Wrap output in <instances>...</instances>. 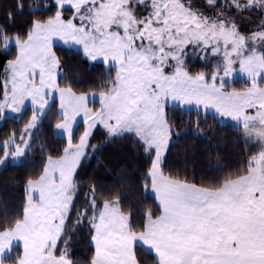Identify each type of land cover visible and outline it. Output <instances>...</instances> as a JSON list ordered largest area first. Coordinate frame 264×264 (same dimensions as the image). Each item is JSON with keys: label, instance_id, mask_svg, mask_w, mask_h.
Returning a JSON list of instances; mask_svg holds the SVG:
<instances>
[{"label": "snow or ice", "instance_id": "1", "mask_svg": "<svg viewBox=\"0 0 264 264\" xmlns=\"http://www.w3.org/2000/svg\"><path fill=\"white\" fill-rule=\"evenodd\" d=\"M57 42L102 63L99 80L61 78ZM0 66V120L21 125L0 140V171L37 146L41 161L22 195L18 179L0 185V264H264V0H8ZM201 109L244 147L196 182L194 161L165 165L174 137L209 139ZM177 111L196 120L174 131ZM49 117L62 148L35 143ZM96 131L142 153V191L90 185L73 218Z\"/></svg>", "mask_w": 264, "mask_h": 264}, {"label": "trees", "instance_id": "2", "mask_svg": "<svg viewBox=\"0 0 264 264\" xmlns=\"http://www.w3.org/2000/svg\"><path fill=\"white\" fill-rule=\"evenodd\" d=\"M8 0H0V3H7ZM44 0H26V3H43ZM55 50L61 57L63 67L60 70V77L64 80H71L72 82H92L98 81L101 73L104 70L102 63L91 62L83 58L81 52L75 51L71 48L56 45ZM3 71L0 66V72ZM243 86V82L239 79L235 80L232 87L237 89ZM55 107V106H54ZM31 114V108L28 107L27 115ZM177 121V126L174 131H178L188 127L189 121L196 120V112L193 111L191 115L184 112L181 116L179 111L170 113ZM201 126L204 131L201 136L209 137L208 140L201 142L200 139L194 140L191 136L182 137L177 140L173 138V143L170 145L169 151L166 153L168 164L165 165V171H169L170 166H180L185 159L189 160V168L191 170V162L194 161L196 169V182H199L201 175H206L209 164L215 166L218 161L217 154L226 157L228 160H235L236 154L244 147L243 138L240 133L235 130L233 125L228 122L227 127H221L212 115L208 114L205 120V114L200 112ZM50 121L54 124V119L49 117L41 125L35 137V143L39 145L43 142L50 148H62L63 141L56 139L53 136V128ZM12 120H2L0 123V140H2L13 128L20 127ZM82 123L77 129V135L82 131ZM237 140L240 143L237 145ZM92 144L98 145L95 152L89 149V156L84 162L83 168L80 169V179L83 185L79 196L76 200V205L72 210L73 218L75 217L76 208L84 201L85 191L90 185H95L97 189L103 191L119 190L127 192L131 198L138 199L142 191L138 185L143 183V175L145 172V165L142 153L136 152L130 141H113L108 142L102 131H96L91 139ZM40 148L37 146L30 152L29 157L24 164L19 167L9 168L7 171H0V185L5 181L9 184L16 182L18 179L19 192H23V179L29 174L30 168L33 166L31 161H35V165L39 166L41 161L39 159ZM225 162L224 160L219 161ZM9 191H16V189H9ZM127 204L128 201H125ZM74 244V251L83 256L86 255L85 245L89 242L87 230L81 229L77 232Z\"/></svg>", "mask_w": 264, "mask_h": 264}, {"label": "rangeland", "instance_id": "3", "mask_svg": "<svg viewBox=\"0 0 264 264\" xmlns=\"http://www.w3.org/2000/svg\"><path fill=\"white\" fill-rule=\"evenodd\" d=\"M53 2H54V0H53ZM57 45H59V46H62V47H66V48H69L67 45H64L62 42H57ZM71 49H74L75 51H78V49L77 48H75V47H73V48H71ZM79 52V51H78ZM82 53V52H81ZM189 53L191 54V49H189ZM91 62H94V61H91ZM235 75V77H236V79L235 80H237V79H239V80H241L242 82H243V80H242V78L240 77V75H239V72H238V66H237V73L236 74H234ZM229 90H231V89H229ZM58 103V102H57ZM97 106H98V103H97ZM28 107H30L31 108V106H30V104H29V106ZM214 111V110H213ZM200 112H202V113H204V111H203V109H201V111ZM205 114V113H204ZM210 115H212L211 113H209ZM1 121L2 120H0V123H1ZM81 123H82V121H81ZM229 123H231L232 125H234L235 124V122H233V121H230L229 120ZM82 127H83V124H82Z\"/></svg>", "mask_w": 264, "mask_h": 264}]
</instances>
